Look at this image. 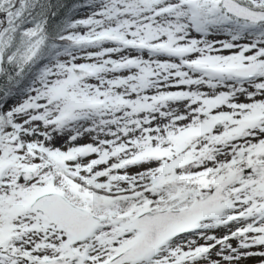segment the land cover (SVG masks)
<instances>
[{"label":"snow or ice","instance_id":"6c2138e0","mask_svg":"<svg viewBox=\"0 0 264 264\" xmlns=\"http://www.w3.org/2000/svg\"><path fill=\"white\" fill-rule=\"evenodd\" d=\"M0 264H264V0H0Z\"/></svg>","mask_w":264,"mask_h":264}]
</instances>
